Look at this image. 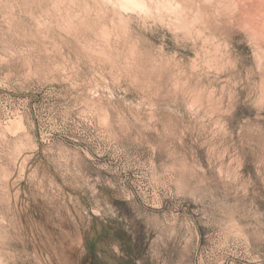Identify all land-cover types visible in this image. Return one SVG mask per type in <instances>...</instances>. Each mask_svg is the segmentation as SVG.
Wrapping results in <instances>:
<instances>
[{"label": "clouds", "instance_id": "1", "mask_svg": "<svg viewBox=\"0 0 264 264\" xmlns=\"http://www.w3.org/2000/svg\"><path fill=\"white\" fill-rule=\"evenodd\" d=\"M0 264H264V0H0Z\"/></svg>", "mask_w": 264, "mask_h": 264}, {"label": "rangeland", "instance_id": "2", "mask_svg": "<svg viewBox=\"0 0 264 264\" xmlns=\"http://www.w3.org/2000/svg\"><path fill=\"white\" fill-rule=\"evenodd\" d=\"M69 211H71V209H69Z\"/></svg>", "mask_w": 264, "mask_h": 264}]
</instances>
